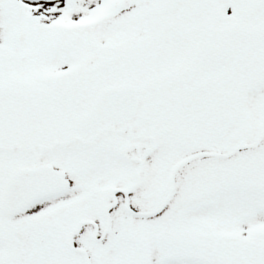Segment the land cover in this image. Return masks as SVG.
Returning a JSON list of instances; mask_svg holds the SVG:
<instances>
[{
	"label": "snow or ice",
	"instance_id": "obj_1",
	"mask_svg": "<svg viewBox=\"0 0 264 264\" xmlns=\"http://www.w3.org/2000/svg\"><path fill=\"white\" fill-rule=\"evenodd\" d=\"M0 264H264V0H0Z\"/></svg>",
	"mask_w": 264,
	"mask_h": 264
}]
</instances>
